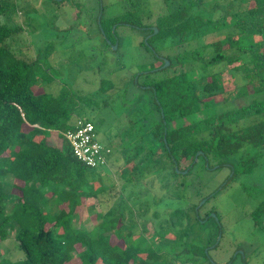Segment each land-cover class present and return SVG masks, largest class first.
Segmentation results:
<instances>
[{
	"label": "trees",
	"instance_id": "obj_1",
	"mask_svg": "<svg viewBox=\"0 0 264 264\" xmlns=\"http://www.w3.org/2000/svg\"><path fill=\"white\" fill-rule=\"evenodd\" d=\"M239 1L245 5L243 15L228 10L221 17L231 15L232 21L223 19L220 25L213 24L212 18L194 12L196 3L202 2L199 0L182 3L178 8L159 15L154 25L158 32H155L154 26H140L141 29H148L147 35H150L148 43L143 42L147 48L156 42L184 37L190 32H201L199 36L203 38L210 34L217 36L203 44L210 52L203 48L178 53L175 55L176 62L174 57L167 56L171 65L162 68L166 72L162 78L149 77L150 73L160 70L155 68L164 64L158 55V59H162L161 64H153L150 71L140 74L143 80L138 82L150 86L147 89L153 93L160 121H155L149 130L141 132V136L135 135L140 143L136 145L133 157L127 160L126 168H122L124 186L132 185L147 175H152L150 179L153 180L168 171L174 177L182 175L176 166L180 171L191 172L201 158L221 166L246 144L264 150V0ZM136 10L135 5L127 13L109 18V32L112 34L114 24L130 22L131 17L141 22ZM5 13L6 7L0 2V240L7 238L10 226L11 229L16 227L15 236L24 257L17 260L0 258V264H72L74 261V264H199L200 258L215 264L208 260L207 246L184 243L178 238L184 215L188 216V222L191 218L188 208L171 212V219H177V225L174 224L177 231L168 239L167 245L181 249L183 253H194L192 258L180 260L178 255L177 258L172 256L159 243L170 233L165 231L163 223L151 237L152 243L143 247L141 243L132 244L138 241L137 238L128 241L120 231L127 212L123 204L119 205L112 218H106L115 202L108 203L104 198L109 197L108 201L111 197L119 199L121 193L110 194L102 180L101 185L95 188L93 181L97 167H88L77 159L63 135L66 130L74 128L77 116L84 107L69 88L62 87L57 94L45 88L42 92L36 91L35 84L39 79L50 83L51 75L38 63V59H25L7 45V40L22 28L5 23L2 20ZM228 26L232 27V31L218 34ZM204 28L208 32H203ZM113 43L106 44L110 47ZM156 52L159 53L158 50ZM236 61H240L236 67L242 72L246 88L251 86V91L247 90L252 100L208 118L192 120L191 117L204 108L216 106L218 101L215 98L225 93L220 73L215 71L207 75L206 68L231 66ZM171 70L172 73L168 74ZM113 84L112 81L106 83L107 90L112 89ZM236 96H224L222 100L229 101ZM252 114L263 118L239 126L241 116L244 118ZM146 122L144 118L138 128ZM232 124L238 125V128H231ZM47 130L56 132L61 143L49 142L51 138L46 135ZM149 134L154 137L147 149L141 141ZM158 147H162L163 151H159ZM198 151L202 153L195 160ZM129 163H132L130 168L127 167ZM257 163V155L243 157L234 162L230 178L251 173ZM8 175H12L11 181L7 180ZM160 185L164 186L163 182ZM183 186L185 181L177 179V190ZM172 187L165 186L169 188L166 193L181 197ZM8 192L15 197L10 210ZM90 197L98 198L101 205L97 213V219L101 221L94 229L95 234L94 230L91 232L85 227L74 226L85 199ZM48 206L50 209H46ZM196 206L191 207L195 213ZM252 216L256 224L262 223L264 200L252 211ZM108 227L114 232L108 233L105 230ZM122 241L124 246L118 244Z\"/></svg>",
	"mask_w": 264,
	"mask_h": 264
},
{
	"label": "rangeland",
	"instance_id": "obj_2",
	"mask_svg": "<svg viewBox=\"0 0 264 264\" xmlns=\"http://www.w3.org/2000/svg\"><path fill=\"white\" fill-rule=\"evenodd\" d=\"M191 1L199 0H0L6 7L2 20L12 27L22 28L17 35L7 40V45L25 59H38V63L51 75L50 83L39 79L35 84L36 91L42 92L45 88L57 94L62 87L74 91L84 107L77 118L88 117L92 120L96 125L97 140L112 148L108 164L96 168L93 185L96 188L103 181L110 194L121 193L119 199L111 197L108 201L110 198L106 197L104 200L111 204L115 202L106 218H112L120 204L126 207L124 225L120 230L124 238L128 241L137 238L138 241L132 244L149 246L155 230L163 223L165 231L170 233L159 243L172 256L177 258L178 255L179 260L192 258L193 252L183 253L181 249L167 245L168 239L177 231V219H171V212L188 208L191 218L188 222V216L184 215V224L179 228L178 238L181 241L207 246L205 252L208 260L215 264H264V217L258 225L252 216V211L264 200V150L246 144L228 163L221 166L215 161L201 158L191 172L181 171L182 175L174 177L168 171L153 180L150 179L152 175H147L128 186H124L121 177L122 168H126L127 160L133 157L136 145L140 143L135 135L149 130L155 121H160L152 91L138 86V81L143 80L140 74L150 71L153 64L159 66L162 57H174L173 61L176 62L175 55L178 53L185 54L203 48L206 51L203 44L217 36L210 34L203 38L199 36L201 32H190L184 37L156 42L147 48L143 42L147 44L146 39L148 41L150 35H147L148 29H141L140 26L148 24L152 27L159 15ZM133 3L141 22L131 17L130 22L114 24L111 34L108 19L132 10L135 8ZM243 9L245 5L239 0H202L196 3L193 10L212 18L213 24L220 25L223 19L232 21L231 15L222 18L221 14L225 15L230 10L242 16ZM231 29L230 26L224 27L218 34L227 33ZM203 30L208 32L207 28ZM111 42L114 43L107 46L106 43ZM157 55L161 58L158 59ZM239 64L240 61H236L231 66L206 68L207 75L215 71L220 73L225 93L215 98L218 101L216 106L204 108L191 117L192 120L208 118L252 100L247 90L249 88L251 91V86L246 88L242 72L236 67ZM171 73L172 70L168 72ZM165 74L160 69L150 73L149 77L162 78ZM111 81L114 87L107 90L106 83L110 84ZM234 94L237 96L232 100H222L224 96ZM144 118L147 122L138 128ZM259 118L263 117L258 114L244 118L241 116L239 126L248 125ZM133 122H136V128ZM230 126L238 128L236 124ZM45 133L51 138L49 142L61 143L53 130ZM153 137L151 134L145 135L141 143L148 149ZM158 150L163 151V148L158 147ZM250 155L258 157L253 171L231 179L234 162ZM131 165L129 163L127 167ZM11 176L8 175L7 180L11 181ZM90 178L93 179V176L90 175ZM177 179L185 181V186L179 190L176 187ZM162 182L164 186L160 187ZM165 186L172 187L182 196H171L166 193L169 188ZM10 193L7 195L8 210L15 198ZM159 195L161 198H157ZM194 204H197L196 213L191 208ZM49 206L46 209H50ZM100 210L98 198L85 199L83 208L74 220V226L85 227L92 232L100 224L101 219H97ZM105 230L108 233L114 232L109 227ZM95 231L93 234L97 233ZM15 234L16 227L11 229L10 226L7 238L0 240V258L17 260L24 257ZM113 240L117 241L115 237ZM118 244L124 246L123 241ZM199 264L209 263L200 258Z\"/></svg>",
	"mask_w": 264,
	"mask_h": 264
},
{
	"label": "built area",
	"instance_id": "obj_3",
	"mask_svg": "<svg viewBox=\"0 0 264 264\" xmlns=\"http://www.w3.org/2000/svg\"><path fill=\"white\" fill-rule=\"evenodd\" d=\"M63 135L77 159L88 167L108 164L112 148L97 140L96 125L92 120L78 117L74 128L66 130Z\"/></svg>",
	"mask_w": 264,
	"mask_h": 264
},
{
	"label": "water",
	"instance_id": "obj_4",
	"mask_svg": "<svg viewBox=\"0 0 264 264\" xmlns=\"http://www.w3.org/2000/svg\"><path fill=\"white\" fill-rule=\"evenodd\" d=\"M153 28H154L155 32H158V28H157L156 26H154ZM149 37H150V36H149ZM146 42L148 43L147 39H146ZM162 59L164 60V64H163L162 66L158 67V68H155L154 70L162 69V68L166 67L167 65H169L170 61H169L167 58L162 57ZM157 101L159 102V100H157ZM161 113H162V115L164 116V111H163L162 108H161ZM201 153H202V151H198V152H197L196 157H195V160L198 158L199 154H201ZM176 169H177L178 172H181V171L178 169L177 166H176ZM183 172H187V170H185V171H183ZM206 252H207V251H206Z\"/></svg>",
	"mask_w": 264,
	"mask_h": 264
},
{
	"label": "flooded vegetation",
	"instance_id": "obj_5",
	"mask_svg": "<svg viewBox=\"0 0 264 264\" xmlns=\"http://www.w3.org/2000/svg\"><path fill=\"white\" fill-rule=\"evenodd\" d=\"M138 86H140V87H143V88L147 89L146 87H147V86H149V85L138 84ZM149 87H150V86H149ZM149 87H148V88H149Z\"/></svg>",
	"mask_w": 264,
	"mask_h": 264
}]
</instances>
